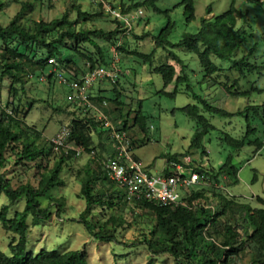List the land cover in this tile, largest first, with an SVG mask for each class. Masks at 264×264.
<instances>
[{
  "label": "trees",
  "instance_id": "1",
  "mask_svg": "<svg viewBox=\"0 0 264 264\" xmlns=\"http://www.w3.org/2000/svg\"><path fill=\"white\" fill-rule=\"evenodd\" d=\"M130 1L128 6H124L122 1L120 6H117L122 15L129 14L140 6L151 7L153 12L166 15L165 25L155 36L147 32L139 38L136 37V40L151 38L154 47L165 50L169 60L179 66L178 72L175 71L173 65L168 63L154 65L155 49L148 54L138 52L137 49H126V41L133 29L132 24L131 31L127 35H123L125 32L123 23L116 18H113L116 27L109 32L95 28L76 29L75 25L79 21L87 22L99 16L100 12L91 14L81 11L79 6H72L76 10L74 21L70 20L67 14H64L60 19L48 22L41 20L33 22L32 27L27 28L21 24V19L24 11L32 10V4L21 2L20 10L5 26L0 25V80L7 78L10 81V90L12 96L15 97L18 89L14 86L19 85V90L23 91L25 82H28L29 74L35 76L44 74L47 83L54 81L51 73L45 74L46 67H49L47 60L50 58H54L62 69L73 68L75 72L79 73L99 66L109 67L112 61L110 49L116 46L122 35V43L117 48L118 57L120 54H123V56L130 55L142 64L153 67L152 72L160 75L162 80L163 88L160 93L171 97L175 95L178 85H185V91H191L190 80L186 73L189 66L175 50L184 51L196 57L205 82L207 78L211 79L214 75L218 76L223 70H226L214 64L212 61L214 57L222 61H229L228 71L238 72L240 79L246 78L245 73L247 75L255 73L260 77L263 75L264 60L259 63L252 60V55L256 50L255 44L248 48L246 54L239 59H235V51L246 47V43L251 37V30L248 29L249 19L247 14L234 7V0L231 1L228 10L221 15L201 18L197 31L193 34L183 33L177 43L169 41L174 26L168 16L169 10L160 11L157 9L154 6L155 0ZM245 1L254 7L261 8L264 12V0ZM95 4H97L99 10L103 9L102 4ZM5 5V2L0 0V11ZM180 5L183 8L185 21H192L194 19V0H181ZM111 7L117 8L116 6ZM206 12L209 15L211 13L210 8H207ZM101 43H105V45ZM69 53H73L81 59V69L74 58L68 57ZM124 74H127V70L125 72L121 70L120 76ZM232 82L236 84L235 79ZM172 83L175 84L173 92L166 93L164 89ZM117 84L118 80L110 85L114 91V97L110 102L113 103L114 111L118 112L117 116L112 118V121L120 123L121 129L129 134L126 119L120 113V92L116 89ZM223 87L232 97L245 96L252 90L261 91L257 88L240 91L234 84L231 87L224 84ZM191 95L196 104H188L178 109L195 122V130L190 139L189 149H199L201 157L206 154L202 147V141L214 127L201 112L220 118L237 116L244 120L245 132L240 139H234L228 134L220 132L222 135L220 140H224L225 144L234 152L239 151L245 144L253 147V155L258 154L263 148L264 101L261 103H248L241 111L231 113L211 105L206 98H201L200 95L194 92ZM91 99L94 103H99L104 98L102 96H92ZM138 102L140 103V100ZM68 104L71 105L69 102ZM31 108L30 105L28 112ZM73 111L78 113H73V117L67 124L69 128L67 143L81 148L87 154L99 149L105 155L111 156L113 152L107 150L110 144V132L101 129L99 123L88 112H81L82 115L79 116V108L74 110L73 107ZM130 112V110L127 111L125 116H128ZM109 113L111 112L108 111L106 115L109 116ZM145 122L146 116L142 114L138 105L132 117L131 127L136 126L139 131L145 133ZM129 135L132 137L131 134ZM93 137L97 138L96 143L93 141ZM39 139L40 132L33 127H29L24 119H20L16 109L9 113L1 110L0 168L4 166L7 151L15 157L19 165L35 163L37 160L42 159L45 156V147L37 146ZM136 140L138 141L136 142ZM136 140L132 143V150L137 144L138 146L143 145L149 139L143 136L138 137ZM47 146L48 150L51 151L49 141ZM186 154L185 152L163 156L165 165L161 172L169 175L172 173L174 164L185 166L183 159ZM56 155L58 156L57 161L53 163L49 170L41 174L35 188L28 184L13 188L10 180L0 172V196L8 201L0 208V227L4 232L12 235L6 246L7 251L2 252L0 250V264H88L86 253L83 250H49L41 248L33 252L27 247L28 219L32 226H38L41 221L50 218V209L42 208L40 200L51 199L50 191L55 187L63 186L64 183L59 175L63 164L68 159L75 157L73 151H69L66 155L63 151H58ZM189 166L194 171L204 175L210 183L213 181L216 184V191L214 193L213 188L211 200L209 195L205 193L207 187L204 186L188 193L184 199L186 206H162L146 200L132 202L135 206L149 211L155 217V225L151 232L152 237L144 239L149 253L152 256L167 254L172 257L174 264H230L232 259L243 249H248L251 256L249 264H264V208H253L248 203L241 202L238 197L227 195L223 188L219 186L220 179L231 178L232 184L237 183L238 168L232 163V155L229 154L217 170L205 168L196 161H192ZM83 173L84 178L79 190V199L84 202V209L78 216V223L94 240L102 243H113L115 241L114 234L106 228V224L97 226L96 231H94L93 224L89 222L87 216L93 206L112 207L121 198L125 200V192L115 183L109 181L99 167L96 170L86 167ZM105 179L112 183L116 189L112 190L111 187L105 190L101 186L100 189L96 190L97 182ZM255 179L256 175L254 174L253 181ZM211 187H214V185ZM21 198H24L22 210L14 211L9 216L10 206ZM255 199L262 202V199L258 196ZM234 214L239 215V221L225 223L219 221V218L226 215L233 216ZM215 224L220 226V230L214 236V233H210V230ZM241 232L245 235L244 239H241ZM195 257L198 259L195 260ZM145 264H152L151 259Z\"/></svg>",
  "mask_w": 264,
  "mask_h": 264
},
{
  "label": "rangeland",
  "instance_id": "2",
  "mask_svg": "<svg viewBox=\"0 0 264 264\" xmlns=\"http://www.w3.org/2000/svg\"><path fill=\"white\" fill-rule=\"evenodd\" d=\"M4 8L0 11V25L5 26L9 20L20 10L21 2L31 3L32 10L24 11L21 24L25 27H32L33 22H48L54 19H60L62 15L67 14L72 21L75 20L76 10L72 6H79L81 11L87 13L100 12L99 16L90 19L87 22L79 21L76 29H100L104 32L112 31L116 27L113 18L103 9L99 10L97 4L88 0H3ZM121 1L124 6L130 4V0H106L110 6H120ZM130 1V2H129ZM135 1V0H134ZM141 1V0H136ZM232 0H194V19L190 22L185 21L183 8L180 5L181 0H155L154 6L160 11L169 10L168 16L173 23V29L169 36L171 43H177L183 33L193 34L199 27L201 18H210L226 12L230 7ZM234 7L246 13L249 19L251 37L246 43V47L235 51V59H239L247 53L248 48L253 44L256 50L252 55V60L259 63L264 60V12L261 8L254 7L245 0H234ZM207 8L211 13L207 15ZM143 14L141 17L132 21V33L126 41V49H137L138 52L148 54L153 49L154 65L168 63L179 71V66L169 60L165 50L154 47L151 38L138 39L147 32L155 36L166 23V15L153 12L151 7L140 6ZM137 9L132 10L128 15L133 16ZM105 45V43H101ZM183 61L189 66L187 74L191 91H185V85H178L173 97L160 93L163 88L160 75L152 72L153 67L148 64H142L133 56L120 54L118 57V66L122 72L127 70V74L118 78L116 89L120 92L119 101L121 102L120 113L125 117L128 133L135 140L138 137L145 136L148 142L137 146L132 150V156L142 167L146 168L152 174H158L165 165L163 156L168 154L187 153L184 158L199 162L205 168L217 170L223 164L225 158L231 154L232 163L238 168L237 183L232 184L231 178L220 179L219 186L229 196L238 197L243 203H248L253 208H264V146L258 154L253 155V147L245 144L239 151L234 152L227 146L224 140H220L221 133L228 134L234 139H240L245 132V122L240 117L220 118L211 114L203 113V116L214 127L209 134L204 137L202 147L205 155L201 157L199 149H189L190 139L195 130V122L187 115L181 112L180 108L188 104H196L191 93L206 98L207 101L215 107L235 113L241 111L248 103H261L264 101V71L262 76L255 73H245L246 78L240 79L236 71H228L229 61H222L212 58L215 65L226 69L221 74L214 75L213 78L205 82L202 77V71L195 56L184 51L175 50ZM68 57L74 58L78 67H82V61L77 55L69 53ZM251 60V59H250ZM264 65V64H263ZM73 69V68H72ZM70 69V70H72ZM50 67H46L45 74H48ZM77 71V70H76ZM226 76V78H225ZM239 76V77H238ZM235 82H232L233 80ZM214 81V82H213ZM232 84L238 90L249 91L251 88L260 89V92L252 90L249 94L240 97L230 96L223 85ZM17 95L12 96L10 90V81L7 78L0 80V111L6 113L15 109L18 111V117L24 119V122L40 132V139L37 141L38 147H45V156L35 163L17 164V160L9 151L5 154L4 166L0 172L10 180L13 188L19 185L28 184L36 187L41 178V174L49 170L55 161H57L58 152L49 151L47 142L63 126L67 125L73 117V107L68 104L67 97L69 91L66 87L52 81L47 83H37L34 79L28 80L23 86V91L19 90V85H15ZM95 87V86H94ZM175 84L168 85L164 91L173 92ZM102 97L107 102L109 117L117 116L114 111L113 103L110 102L114 97L112 86L104 83ZM140 100V103L138 102ZM31 110L28 112L29 106ZM140 106L141 112L146 116V132H141L136 126L131 127L132 117ZM200 107V106H199ZM131 111L125 116L127 111ZM28 112V114H26ZM26 115V116H25ZM79 116L82 115L80 112ZM258 136V135H256ZM96 143L98 140L93 137ZM138 140H136L137 142ZM95 156L101 159L106 157L105 153L95 149ZM90 167L96 170L97 164L90 154L82 152L79 156L68 159L63 164L60 178L63 186L55 187L50 191L51 199L40 200L42 208H49L51 215L46 221H41L38 226H32L28 219L27 247L36 252L39 249L49 250H83L86 253L88 264H145L151 259L152 264H174L172 257L167 254L152 256L146 248L144 239L152 237L151 232L155 225V217L149 211L135 206L132 202H127L121 198L116 201L112 207L103 208L93 206L87 216L89 222L93 224V230L97 226L106 224V228L113 232L115 241L113 243H102L94 240L86 233L83 226L78 223V216L84 209V202L79 199V190L84 178V169ZM256 179L253 181V176ZM214 185V187H211ZM101 186L105 190L116 189L108 180L97 182L95 189ZM216 184L212 181L206 187L205 193L212 199ZM107 192V191H106ZM181 196L184 194L179 193ZM258 196L262 199L259 202L255 199ZM209 200V201H210ZM8 201L0 196V208ZM215 204V201H214ZM60 205V206H58ZM24 206V198L18 200L10 206L8 215L14 211H21ZM237 214L233 216L226 215L219 218L221 223L233 222L238 220ZM239 223V222H238ZM210 233L215 234L220 230V226H212ZM158 234V233H157ZM244 233L241 232V239H244ZM10 233L4 232L0 227V250L7 251V244L11 239ZM250 251L243 249L230 264H249ZM198 258L195 257V260Z\"/></svg>",
  "mask_w": 264,
  "mask_h": 264
},
{
  "label": "built area",
  "instance_id": "3",
  "mask_svg": "<svg viewBox=\"0 0 264 264\" xmlns=\"http://www.w3.org/2000/svg\"><path fill=\"white\" fill-rule=\"evenodd\" d=\"M88 1L102 4L106 13L112 18L121 21L125 29L123 35L129 34L132 21L143 14L141 9H137L133 16L128 14L122 15L118 7L112 8L106 0ZM122 36H120L116 46L110 49L112 61L109 67L99 66L79 73L73 69H62L54 58H50L47 60V64L50 67L48 73L52 74L53 80L57 84L67 88L69 91L67 100L74 107V110L79 108V112H88L99 123L101 129L110 132L109 140L112 144L113 154L106 156L104 159L96 157L94 151H91L89 154L97 166L102 169L106 178L124 190L127 202L146 200L162 206H186L184 199L188 193L207 186L210 183L208 179L189 166L192 164V161L188 158L183 159L185 166L174 164L172 173L169 175H165L161 171L158 174L150 173L132 156V143L135 139L121 129L120 123H114L103 111L107 107V102L103 99L99 103H94L91 99V91L94 85L98 83L113 85L120 76L121 70L117 66V48L122 43ZM31 79H34L37 83L46 81L44 74L39 76L29 74L28 80ZM68 136L69 128L67 125H63L49 139L51 148L56 152L63 151L65 155L69 151H73L74 156L77 157L83 150L68 144ZM180 192L184 195L181 196Z\"/></svg>",
  "mask_w": 264,
  "mask_h": 264
},
{
  "label": "crops",
  "instance_id": "4",
  "mask_svg": "<svg viewBox=\"0 0 264 264\" xmlns=\"http://www.w3.org/2000/svg\"><path fill=\"white\" fill-rule=\"evenodd\" d=\"M103 84L104 83H98V84H96V85H94L93 86V88H92V91H91V95L93 96V97H99V96H102V93L101 92H103V88H102V86H103ZM103 111L105 112V113H108V108L106 107L105 109H103ZM107 150H109V152H113V148H112V144H111V142H110V144H109V146L107 147ZM107 156V155H106Z\"/></svg>",
  "mask_w": 264,
  "mask_h": 264
}]
</instances>
